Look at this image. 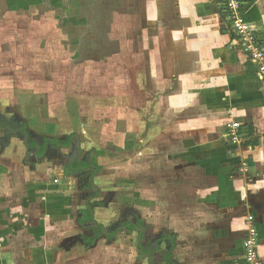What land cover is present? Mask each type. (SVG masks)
Segmentation results:
<instances>
[{"label": "crops", "instance_id": "1", "mask_svg": "<svg viewBox=\"0 0 264 264\" xmlns=\"http://www.w3.org/2000/svg\"><path fill=\"white\" fill-rule=\"evenodd\" d=\"M242 1L244 17L256 25L264 46V0ZM47 4L9 11L4 0L5 12L10 14ZM135 5L128 0L130 19ZM141 5L139 82L154 97L153 121L145 125L143 132L148 134L141 139V153L154 163L139 162L140 226L129 224L134 226L131 233L139 235L137 247L116 251L108 243L119 232L110 233L98 218L106 206L105 190L97 176L89 188L91 161L87 186L93 196L87 199L78 200L66 191L32 195L25 190L22 208L19 199L7 205L8 198L0 196V264H244L248 216L255 219L264 264V84L256 67L228 31L221 0H142ZM132 25L126 27L130 30ZM233 123L241 124L245 144L229 140L227 129ZM155 132L162 134L158 149L146 142ZM66 135L72 141L69 147H61L64 150L74 140L71 133ZM127 139L126 152L133 149ZM73 145L80 156V143ZM93 157L104 169L102 160L108 155ZM48 175L33 179L42 182L49 180ZM149 208H154L155 216L147 222L143 214ZM89 213L94 218L90 222ZM148 224L155 235L149 244L144 242L151 236Z\"/></svg>", "mask_w": 264, "mask_h": 264}, {"label": "rangeland", "instance_id": "2", "mask_svg": "<svg viewBox=\"0 0 264 264\" xmlns=\"http://www.w3.org/2000/svg\"><path fill=\"white\" fill-rule=\"evenodd\" d=\"M60 1L59 8L47 4L10 14L0 0V196L8 198L7 205L19 199L22 207V196L30 187L26 182L49 174V180L42 183L66 181L67 193L87 199L93 196L87 186L91 171L72 175L66 166L75 157L88 164L93 155L104 152L109 158L102 160L105 167L97 182L103 184L106 206L98 218L110 233L119 232L114 240L108 239L113 249L133 250L139 235L131 233L129 224L140 226L136 194L143 182L139 162L154 163L141 153V139L148 134L143 132L145 125L153 121L154 99L153 93L141 87L138 74L142 0H134L131 19L126 14L128 0ZM128 24H133L130 30ZM67 133L74 136L73 144L80 143V156L73 144L64 150L49 143L44 158L39 159L36 148L27 146L32 141L43 145L47 139L66 142ZM160 134L152 133L146 142L157 148ZM126 139L133 145L128 152L123 149ZM96 192L100 197L101 192ZM149 209L143 214L147 222L155 216L154 208ZM148 226L147 244L155 238L153 226Z\"/></svg>", "mask_w": 264, "mask_h": 264}, {"label": "built area", "instance_id": "3", "mask_svg": "<svg viewBox=\"0 0 264 264\" xmlns=\"http://www.w3.org/2000/svg\"><path fill=\"white\" fill-rule=\"evenodd\" d=\"M243 5L242 0H221V7L227 15L228 31L237 38L240 49L255 65L258 79L264 84V46L258 40L256 25L246 21ZM241 128L239 123H233L228 127L227 136L233 144L247 142V137ZM262 139L264 140V134ZM243 171H247V168L244 167ZM246 222L247 230L243 244L244 264H261L258 251L259 232L255 219L248 216Z\"/></svg>", "mask_w": 264, "mask_h": 264}, {"label": "trees", "instance_id": "4", "mask_svg": "<svg viewBox=\"0 0 264 264\" xmlns=\"http://www.w3.org/2000/svg\"><path fill=\"white\" fill-rule=\"evenodd\" d=\"M45 1H49L50 5H52L55 8H59L62 6V2L60 0H6L7 3V7L9 9V11H20V10H29V8L31 6H38L43 4V2ZM71 141H72V137L67 138L66 142H59L56 140H46V143H44L43 145H38L36 144L34 141L29 143L27 142V145L30 147H35L38 152L37 155L39 157H43L45 152H46V148L48 146L49 143H51L52 146L57 147H69L71 145ZM104 152H97L95 154V156H104ZM92 164L94 166V169L91 172V180H93L94 177H96L98 175V173L101 171V167L97 164L96 159H92ZM88 169H90V165L87 163H84L83 165L81 164V162H79V160H77L76 162H74L73 164H69L67 166V171H70V173H79L82 171H87ZM54 180H56V178H54ZM29 191L30 194L34 195L35 193H37L36 191H38L39 193H44L48 190H55V191H60V190H66L67 186H66V181H62L59 184H54L53 182L50 183H42V182H35L32 181L29 183ZM92 187V181L89 184V188ZM89 210L92 211L91 206L89 205ZM55 212V211H54ZM59 212V211H58ZM93 216L91 215V213H89V218L88 221H93ZM132 229L134 226H131ZM130 227V228H131Z\"/></svg>", "mask_w": 264, "mask_h": 264}, {"label": "flooded vegetation", "instance_id": "5", "mask_svg": "<svg viewBox=\"0 0 264 264\" xmlns=\"http://www.w3.org/2000/svg\"><path fill=\"white\" fill-rule=\"evenodd\" d=\"M28 146V145H27ZM36 152H37V150H36ZM66 169H67V167H66ZM82 172H84V171H82ZM80 173V172H79ZM92 183H93V180H92ZM97 194V193H96Z\"/></svg>", "mask_w": 264, "mask_h": 264}]
</instances>
